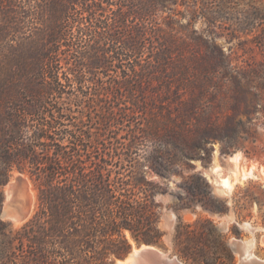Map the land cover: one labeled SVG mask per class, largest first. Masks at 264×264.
Instances as JSON below:
<instances>
[{"label": "trees", "instance_id": "trees-1", "mask_svg": "<svg viewBox=\"0 0 264 264\" xmlns=\"http://www.w3.org/2000/svg\"><path fill=\"white\" fill-rule=\"evenodd\" d=\"M256 50L262 0H0V262L16 242L18 264H107L131 240L161 246L156 195L179 176L174 253L235 264L226 239L236 227L179 212L228 211L204 177L184 172L214 139L229 147L247 132L235 111L249 112L252 90L264 113ZM14 172L37 191L16 230L1 218Z\"/></svg>", "mask_w": 264, "mask_h": 264}, {"label": "rangeland", "instance_id": "rangeland-1", "mask_svg": "<svg viewBox=\"0 0 264 264\" xmlns=\"http://www.w3.org/2000/svg\"><path fill=\"white\" fill-rule=\"evenodd\" d=\"M262 2L264 4V0ZM215 43L226 53L235 51L236 48L225 37L216 38ZM255 58L263 61L264 52L256 50ZM246 59L247 54H241L237 62L240 61L239 63L245 66L244 60ZM234 73L232 75H235ZM244 81H241L239 86L249 88L250 86ZM255 81L259 85L264 83V79L256 78L251 83L253 86H255ZM253 91L246 96L249 112H245L244 103L235 111L236 119L246 122L249 118V121L246 122L247 132H242L239 140L229 147H223L222 142L214 139L207 144V151H201L203 158L191 159L193 168L184 172V175L198 173L204 177L214 196L226 202L228 211L223 214H211L203 210L197 203L192 208L182 209L179 213L182 220L187 222L194 221L199 216H208L222 231L228 229L232 231L236 227L240 232V236L231 235L229 237L230 234H227L228 245L233 249L232 243L234 241L244 242L248 246L246 251L242 250V253L264 259V113L260 111V106L256 104L257 98ZM226 111L230 112V109L227 108ZM64 122L66 126H70L71 121L65 120ZM127 128L129 127L125 123L119 133L121 140L124 139L123 136ZM222 147L226 152L222 151ZM231 157L234 158L231 159ZM213 167L217 169L213 170ZM220 178H228L232 186L223 189L218 185ZM180 180L179 176L173 177L169 180L165 191L156 195L161 211L159 225L163 231V236L161 246H154L169 257L176 256L180 261L189 264L174 253L172 246L177 211L172 207L176 196L171 195L170 192H174L176 195L181 192L178 185ZM3 192L5 201L2 210L5 209L6 215H2L1 211V218L10 223L12 230H16L34 209L36 188L27 176L18 177V172H14L13 177L3 187ZM14 215L15 217H13ZM131 242L132 248L139 246L133 240ZM233 251L235 264H237L242 258L240 252L234 249ZM219 255L223 256L222 254ZM10 258L3 263L0 262V264H18V242L13 246Z\"/></svg>", "mask_w": 264, "mask_h": 264}, {"label": "water", "instance_id": "water-1", "mask_svg": "<svg viewBox=\"0 0 264 264\" xmlns=\"http://www.w3.org/2000/svg\"><path fill=\"white\" fill-rule=\"evenodd\" d=\"M170 194L176 196L174 192H170ZM2 215H6L5 209L2 210ZM236 244L239 243L234 242L233 249L237 252L240 251L242 258L237 264H247V262H244L242 250L237 248ZM137 249V251H134V249L131 248L123 257L116 258L107 264H186L180 261L176 256L169 257L151 244L142 243ZM250 264H264V260H252Z\"/></svg>", "mask_w": 264, "mask_h": 264}, {"label": "bare ground", "instance_id": "bare-ground-1", "mask_svg": "<svg viewBox=\"0 0 264 264\" xmlns=\"http://www.w3.org/2000/svg\"><path fill=\"white\" fill-rule=\"evenodd\" d=\"M234 157H231V159H233ZM217 168L213 167V170H216ZM245 174V173H244ZM239 175V174H238ZM218 185L221 186L223 189L224 188H230L232 186L230 180L228 178H220V180L218 181ZM6 210H9V209H6ZM8 212V211H7ZM12 215V214H11ZM15 217V215L13 216ZM234 242H237L239 244H236L237 245V248L243 250V251H246L247 249V244H245L244 242H238V241H234ZM233 245V243H232ZM134 251H137L138 249L137 248H133ZM240 252V251H239ZM248 253V252H247ZM166 256V255H165ZM254 256V255H253ZM252 255H245V253H243V258H244V262H247V264H250V261L252 260H264V259H258L253 257ZM166 258V257H165ZM243 262V263H244ZM252 263V262H251Z\"/></svg>", "mask_w": 264, "mask_h": 264}]
</instances>
